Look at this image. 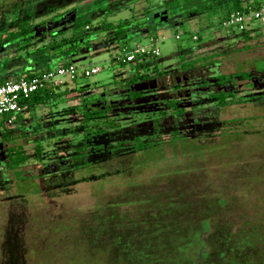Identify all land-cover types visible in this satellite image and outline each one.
Listing matches in <instances>:
<instances>
[{
	"label": "rangeland",
	"instance_id": "rangeland-1",
	"mask_svg": "<svg viewBox=\"0 0 264 264\" xmlns=\"http://www.w3.org/2000/svg\"><path fill=\"white\" fill-rule=\"evenodd\" d=\"M74 1L0 0V46L15 22L27 27L40 24L34 31L39 45L49 41L45 36L49 30L63 31V37L90 34L93 41L83 47L88 53L71 61L79 74L93 66L101 69L55 90L47 103L25 112L22 121L8 126L0 118V137L24 130L27 138L16 146H23L27 155L36 154L41 146L43 154L37 153L39 162L30 161L22 169L24 176L7 170L0 182V264H113L114 260L126 264L131 254L140 257L139 264H264V101L194 110L185 99L181 119L110 114L108 120L123 128L135 120H160L163 144L89 168L60 165L71 160L78 139L67 134H73L74 127L82 131L78 108L130 78L134 63L122 65L118 58L136 45L150 46L151 38L159 39L161 56L147 59L149 67L141 70L144 76L157 75L160 93L181 96L173 93L174 83L190 77L248 73L247 81L234 78L238 86L234 98L264 94L255 90L264 84V23L253 20L248 38L224 28L222 20L235 11L231 0H219L206 12L202 2L194 17L172 9L173 0L125 1L108 14L104 9L110 3L104 0ZM242 1L244 8L264 3ZM56 6L55 13L47 15ZM61 13L66 14L58 18L61 22H53ZM29 14L36 18L31 20ZM76 15L79 28L74 31L69 20ZM104 22H128L131 34L121 43H109L116 37L100 33ZM146 33L147 37L141 35ZM195 35L199 41L193 40ZM32 47L26 51L33 52ZM21 51L12 44L3 46L0 62ZM199 58L209 62L184 74L182 61ZM60 61H53L50 68L56 70ZM252 83L257 88H251ZM11 147L9 142L7 148ZM7 156L6 151L0 156L2 164ZM69 170L73 177H53ZM118 239L122 247L113 246L120 244Z\"/></svg>",
	"mask_w": 264,
	"mask_h": 264
},
{
	"label": "trees",
	"instance_id": "trees-1",
	"mask_svg": "<svg viewBox=\"0 0 264 264\" xmlns=\"http://www.w3.org/2000/svg\"><path fill=\"white\" fill-rule=\"evenodd\" d=\"M104 1H106V4L110 3V6L104 9V12L108 14L109 12L112 13V9L116 6V4H119L118 7L120 8L122 7V5H124L125 1H127V3H130L134 0ZM231 1L233 2L235 11H245V8L243 7L244 3L242 0ZM75 2L77 1L75 0L74 3ZM202 2L205 4L204 12H206L209 11L210 6H214L215 4L217 5L218 3L216 2H219V0H185L184 4H179L176 2V0H173L171 2V8L177 9L181 13L187 12L189 16L194 17L198 14L196 9ZM57 7L58 6H56V9H53V11L49 12L47 15L54 14V11L57 10ZM195 12H197V14H195ZM65 15V13L57 14L53 17L52 20L60 21V19L58 18L64 17ZM78 17L79 15H76L75 19L73 20V25L70 28L74 31L79 28ZM19 18H21V16ZM21 23L17 26H15L17 22L13 24L11 23V26L14 27L11 28L12 32L9 31V34L6 33L7 36L4 39L3 44H12L14 47L20 48V50L22 51H26L27 48H31L32 46H34L32 47L34 48V51L29 52V55L32 57L31 59H33L35 61L34 63L36 64L34 67L26 68L19 75L16 74L14 77H10L11 79L8 77L0 78V85L11 80H16L22 76H26L27 78H34L49 73L52 71V69L50 68L51 63L57 59L61 60L60 62H65L64 66L71 65V59L73 57L79 56L78 54L80 47L83 45H90L93 41V39L90 38V34L78 35L76 33H72L69 37H63L65 36L64 32L59 31L58 33L52 35L48 42L45 41L44 44L39 45V43L36 42L37 38L34 35V31L36 27L40 26V24L37 26L30 25L27 27V25ZM85 27L87 30L90 29L88 28L87 24ZM13 28L18 30L13 31ZM130 31L131 29L128 22L119 25L104 22L100 26V33L105 34L107 38L110 34L115 35L116 42H114L115 40L113 41V39L109 41V43L112 41V44L121 43L122 41L128 39ZM141 35L146 36L148 34ZM244 36L246 38L249 37V35ZM146 61L147 60H143L142 62L134 63L135 71L133 72V75L130 78L120 82L119 87H117L116 89V92H120L118 98L121 99V102H108L106 101V97L101 96L97 99L92 98V100H85L80 108H78V110H80L82 113L84 123L80 126V128H82L81 132H79L78 130L76 131L77 127H74V129L72 130L73 134H67V136L73 135L75 137H78V139L75 144H73L75 148L73 155H71V163H63L64 167L71 165L74 169L78 170L82 168H89L90 166H96L102 163L106 159L120 158L131 154L149 152L153 148H156L158 145L160 146L161 144H163L162 140H160L159 138V134H161L160 129H158L160 131L159 133V131H156L155 129L153 130L150 128H146V126L149 124L146 123L147 125H143V127H141V125H138L135 131H131V128H123L124 126L115 125L114 122L108 120V115L110 114L123 115V113H129L134 117H138L140 115L159 116L161 120L169 116L181 119L186 114V109L182 105L185 99H190V107L192 109L200 110L205 109L212 104H216L218 107L224 108L231 104L255 103L256 101L260 102L261 99L264 98L262 97L264 95H249L243 98L235 99V93L233 91L227 92L224 90L222 92H211L205 88L207 85H209L210 80H215L213 81L215 84L222 86L227 82H233L235 80L234 78L236 77L242 78V80H247L250 76L248 73H239L236 75L216 74L213 76H209L207 79L203 78L194 81L187 80V82L183 81L182 83H174L173 93L178 92V95L181 94V96L169 97L170 94L159 92V88L162 86L154 84L153 81L155 77H157V75H142V72L144 73V71L141 69L145 68L146 66L149 67V65L146 64ZM120 62L122 65L128 64L123 63L122 61ZM207 62H209V59L206 58H199L195 61L183 60L181 64V70L183 72L194 71L197 69L198 65L206 64ZM139 84L141 86L143 84H147V88L144 89L142 87H137ZM185 85L190 88L188 89V87H186V89L184 90L183 88ZM55 90L58 89H41L40 91L33 93L28 99L21 101L20 106L22 110L18 114L16 122L23 120V114L25 112L33 111L39 105L47 103L48 100H50L55 95ZM179 91L181 92L179 93ZM186 92H189L190 95L184 96L183 93ZM95 100H102L103 102L98 103ZM124 102H129V106L133 109L134 107L137 108H135V110L130 109L127 110V112H123V110L119 109L124 107ZM138 107L141 108L140 111ZM170 112L171 114H169ZM157 121L158 120H156V122ZM91 122L95 124L90 126L89 124H91ZM129 127H131V125H129ZM68 133H70V131ZM4 137L8 141L9 137L11 138V141L9 142L11 143L12 147L7 152L8 156L6 162L0 164L1 183L4 182V178L6 176L5 172L7 170L12 171L14 174H21V177L24 176L22 175V169L30 161H33L34 163L39 162L37 153H41L42 151V147L39 146L36 148V154L34 153V155H27L23 146H16L17 141L27 138V133L24 130L19 132L12 130L9 132V134L4 135ZM9 151H12L11 156ZM119 243V245L114 244L113 246L122 247V240H120ZM200 248L201 250H199V252L197 253H200L202 251V245ZM134 256V254H131V257L127 258L126 264H139L138 262L140 261V257L136 258ZM136 259L138 260V262ZM118 261L125 262V260H123L121 257L118 258ZM180 261L182 262V260ZM112 263L116 264L117 261L114 260Z\"/></svg>",
	"mask_w": 264,
	"mask_h": 264
},
{
	"label": "built area",
	"instance_id": "built-area-1",
	"mask_svg": "<svg viewBox=\"0 0 264 264\" xmlns=\"http://www.w3.org/2000/svg\"><path fill=\"white\" fill-rule=\"evenodd\" d=\"M261 21L264 23V3L258 7H248L245 11H232L223 20L222 26L229 30H238L241 33L248 31L249 24L253 21ZM180 40V36L176 37ZM194 41H198L197 35L193 37ZM150 46L136 45L124 57L118 58L123 63H136L147 60L150 57L159 58L161 51L159 48V39L151 38ZM101 72L99 67L83 69L81 74L74 64L62 65L56 70L43 74L34 78L22 76L16 80L8 81L0 85V118L6 120L5 124L10 126L17 121V116L21 112L20 102L28 99L33 93L41 89H55L63 86L67 81L76 80L79 77L90 78Z\"/></svg>",
	"mask_w": 264,
	"mask_h": 264
},
{
	"label": "flooded vegetation",
	"instance_id": "flooded-vegetation-1",
	"mask_svg": "<svg viewBox=\"0 0 264 264\" xmlns=\"http://www.w3.org/2000/svg\"><path fill=\"white\" fill-rule=\"evenodd\" d=\"M71 5H73V4H71ZM37 7V6H36ZM31 8V7H30ZM54 10L56 9V7H52ZM248 8V7H247ZM35 9V10H34ZM53 9H51V10H49L48 12H51V11H53ZM246 9V8H245ZM34 13H36V8L35 7H33V10H32ZM230 13V12H229ZM228 13V14H229ZM30 14H32V12L30 11ZM29 14V15H30ZM76 14H77V12H76ZM46 16V15H45ZM29 18H31V20L32 19H34V18H36V17H34V16H32V15H30V17ZM37 20V19H36ZM70 22H72L73 20H69ZM69 21H65V24H68L69 23ZM54 22V21H53ZM61 22V21H60ZM6 25H8V24H10V23H5ZM72 27V26H71ZM70 27V28H71ZM70 30V29H69ZM56 33H58V32H56V31H51V30H49L48 32H47V34L45 35V36H47L48 37V39H50L51 38V36L52 35H54V34H56ZM249 32L247 31V32H245V33H242L243 35H246V34H248ZM42 34V33H41ZM40 34V35H41ZM130 34H131V31H130ZM147 34V33H146ZM145 36V35H144ZM37 40V39H36ZM199 41V40H198ZM6 45V44H5ZM4 44H1V46H0V51L2 50V47L3 46H5ZM6 46H9V45H6ZM85 45H83V46H81L80 47V49H79V54L78 55H82L83 53H88V50L87 51H84V49H83V47H84ZM21 52H23L24 53V51H21ZM29 52L30 51H26V53L25 54H23V53H14V54H12V55H5L4 56V58L2 59L3 60V62H0V78H10V77H14L15 75H16V72H18V71H20V72H22V71H24L26 68H30V67H34L35 66V64L36 63H34L35 61L33 60V59H31L32 57L29 55ZM2 53H4L5 54V52H0V57H1V55H3ZM10 53V52H9ZM23 54V55H22ZM7 57V58H6ZM195 71V70H194ZM190 73L191 71H184L183 73L185 74V73ZM262 72H264V71H262ZM133 75V74H132ZM131 75V76H132ZM223 75V74H222ZM131 76H129V77H131ZM207 78L209 77V75H205ZM207 78H204V79H207ZM126 79H128V78H126ZM189 81H194L193 80V78L191 79V77H190V79H188ZM186 82H187V79L185 80ZM211 81V80H210ZM213 81H215V80H212L211 82H213ZM244 81H247V80H244ZM154 84L155 85H160V82H161V80L158 78V77H155V79H154ZM153 82H152V84H153ZM214 83V82H213ZM188 84V83H187ZM257 88V86L255 85V84H253L252 83V86H251V88ZM190 87H188V89H189ZM206 89H208L209 91H211V92H215V91H218V92H222V91H233L234 93H237L236 91H237V89H238V86L237 85H234V82H227L225 85H217V84H211V86H209V85H207L206 87H205ZM117 89V88H116ZM116 89H115V91H109V92H105L102 96H104V97H106L107 99H106V101H108V102H121V99H119L118 98V96L120 95V92L119 93H117L116 92ZM187 89V90H188ZM256 91H262V90H264V84H262V83H260L259 84V89H255ZM111 94V95H110ZM190 95V94H189ZM250 95H264V94H262L261 92H258V93H255V94H250ZM108 96V97H107ZM114 97H117V98H115L114 99ZM262 97H264V96H262ZM111 99V100H110ZM264 101V98H262L261 99V101L260 102H263ZM99 102H103L102 100H99ZM124 104V107H122L121 109H119V110H123V112H127V110H130V109H133V108H131L130 106H129V102L127 103V102H124L123 103ZM135 108H137V107H134V109L133 110H135ZM139 108V107H138ZM140 109L141 108H139V111H140ZM136 119H137V117H135ZM149 121H152V122H149ZM146 123H149L148 125L146 124ZM134 125H131V127H127L128 129H130L131 128V131H135V129H137V126L138 125H141V127H143V125H147L146 127L147 128H150V129H153L154 130V128H155V130L156 131H159L158 129H159V123L158 122H156L155 120H148V121H142V122H139V123H137V121L135 120V123H133ZM159 133H160V131H159ZM9 144V141L8 140H6L5 139V137H4V134L0 137V147L2 146L3 148L2 149H0V156L2 155V153L4 152V151H6V153L8 152V150L10 149V148H7V145ZM2 157H0V164H2ZM70 163H71V160L69 161ZM60 165H62L63 166V162H61V164ZM50 166V165H49ZM50 167H52V166H50ZM53 168H55V166H53ZM73 170H69V171H67V172H63V173H61V175L58 177L57 176V174H55V175H53V177L55 178V180H58L59 178H61V179H64L65 178V175L66 174H68V175H70L71 177H73L74 176V174H73Z\"/></svg>",
	"mask_w": 264,
	"mask_h": 264
},
{
	"label": "crops",
	"instance_id": "crops-1",
	"mask_svg": "<svg viewBox=\"0 0 264 264\" xmlns=\"http://www.w3.org/2000/svg\"><path fill=\"white\" fill-rule=\"evenodd\" d=\"M144 37H147V35L144 36ZM72 64H73V63H72ZM62 65H65V62H59L58 67H60V66H62ZM223 75H225V74H223ZM125 79H126V78H125ZM68 82H69V81H67V82L64 84V86H67ZM62 87H63V86H61V87H59V88H62ZM59 88H57V89H59Z\"/></svg>",
	"mask_w": 264,
	"mask_h": 264
},
{
	"label": "water",
	"instance_id": "water-1",
	"mask_svg": "<svg viewBox=\"0 0 264 264\" xmlns=\"http://www.w3.org/2000/svg\"><path fill=\"white\" fill-rule=\"evenodd\" d=\"M137 87H142V88L146 89L147 88V84H143L142 86L139 84ZM2 148L3 147L1 146L0 149H2Z\"/></svg>",
	"mask_w": 264,
	"mask_h": 264
}]
</instances>
